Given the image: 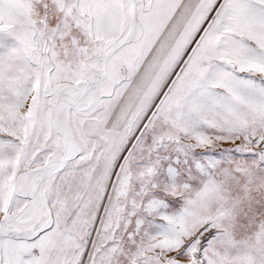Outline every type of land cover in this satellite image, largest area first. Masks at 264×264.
<instances>
[{
  "label": "snow or ice",
  "instance_id": "6c2138e0",
  "mask_svg": "<svg viewBox=\"0 0 264 264\" xmlns=\"http://www.w3.org/2000/svg\"><path fill=\"white\" fill-rule=\"evenodd\" d=\"M0 264H264V0H0Z\"/></svg>",
  "mask_w": 264,
  "mask_h": 264
}]
</instances>
